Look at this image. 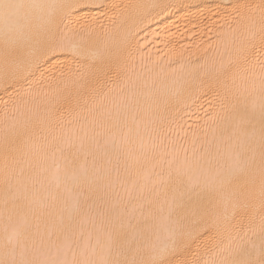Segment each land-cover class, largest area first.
Instances as JSON below:
<instances>
[{
	"label": "bare ground",
	"instance_id": "obj_1",
	"mask_svg": "<svg viewBox=\"0 0 264 264\" xmlns=\"http://www.w3.org/2000/svg\"><path fill=\"white\" fill-rule=\"evenodd\" d=\"M13 2L0 261L258 259L264 0Z\"/></svg>",
	"mask_w": 264,
	"mask_h": 264
},
{
	"label": "snow or ice",
	"instance_id": "obj_2",
	"mask_svg": "<svg viewBox=\"0 0 264 264\" xmlns=\"http://www.w3.org/2000/svg\"><path fill=\"white\" fill-rule=\"evenodd\" d=\"M26 7L25 5L15 3L13 0H0V18H3L5 21L13 20L18 17L19 10L21 8ZM33 7V6H28ZM55 7V6H53ZM50 25H54L55 22L53 20L49 21ZM50 34L54 37V31L50 30ZM179 244V239L174 241L173 243V251L177 248ZM0 264H37L36 261H0ZM46 264H52V262H46ZM76 264H80V262H76ZM85 264H97V262L87 261ZM98 264H137L136 261L128 262V261H109V260H102L99 261ZM139 264H173V260L166 258L164 253L159 254L158 256L153 257L148 261H141ZM177 264H180L178 261ZM240 264H264V251H262L260 257L258 259H247Z\"/></svg>",
	"mask_w": 264,
	"mask_h": 264
},
{
	"label": "rangeland",
	"instance_id": "obj_3",
	"mask_svg": "<svg viewBox=\"0 0 264 264\" xmlns=\"http://www.w3.org/2000/svg\"><path fill=\"white\" fill-rule=\"evenodd\" d=\"M170 135H172V134H170ZM170 138H171V140H172L173 137L171 136ZM163 140H164V139H163ZM169 140H170V139H169ZM169 140L167 139V141H169ZM164 141L166 142V140H164ZM160 142H161V141H160ZM165 142H164V143H165ZM169 142H170V141H169ZM162 143H163V141H162ZM166 143H168V142H166ZM166 143H165V144H166Z\"/></svg>",
	"mask_w": 264,
	"mask_h": 264
}]
</instances>
